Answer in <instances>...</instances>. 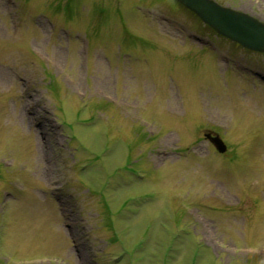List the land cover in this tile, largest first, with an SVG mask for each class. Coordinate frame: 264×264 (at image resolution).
I'll list each match as a JSON object with an SVG mask.
<instances>
[{
  "label": "rangeland",
  "instance_id": "rangeland-1",
  "mask_svg": "<svg viewBox=\"0 0 264 264\" xmlns=\"http://www.w3.org/2000/svg\"><path fill=\"white\" fill-rule=\"evenodd\" d=\"M261 77L176 0H0V264H264Z\"/></svg>",
  "mask_w": 264,
  "mask_h": 264
},
{
  "label": "water",
  "instance_id": "water-1",
  "mask_svg": "<svg viewBox=\"0 0 264 264\" xmlns=\"http://www.w3.org/2000/svg\"><path fill=\"white\" fill-rule=\"evenodd\" d=\"M177 1L217 34L246 49L264 52V23L257 18L245 12L222 6L214 0ZM205 136L218 152L222 153L226 150V145L218 135L207 133Z\"/></svg>",
  "mask_w": 264,
  "mask_h": 264
}]
</instances>
